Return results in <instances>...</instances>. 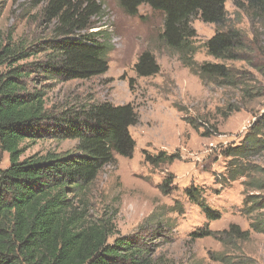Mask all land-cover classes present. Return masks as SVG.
Here are the masks:
<instances>
[{"label": "trees", "instance_id": "1", "mask_svg": "<svg viewBox=\"0 0 264 264\" xmlns=\"http://www.w3.org/2000/svg\"><path fill=\"white\" fill-rule=\"evenodd\" d=\"M116 1L129 16H135L142 5L161 13L163 41L206 85L233 86L237 79L225 64H198L190 58V41L195 37L191 19L197 17L215 27L204 48L208 56L221 62L243 61L248 50L246 36L227 26L226 2H232L250 22L264 28V0ZM8 2L18 4V0H2L0 16ZM27 4L31 8L41 6L40 14L50 25V35L27 43L23 38L13 41L9 33L5 42H0V69L4 68L0 74V162L3 154L8 156V166L0 168V264H163L154 257L147 234L141 233L152 217L144 220L130 239L118 235L111 216L92 219L88 210V188L100 171L115 165L117 156L132 157L135 142L129 128L138 123L133 106L102 102L71 106L53 114L46 108V91L36 85L37 77L44 82L64 83L89 80L107 72L108 51L87 32L99 8L73 0H29ZM41 54V61L28 62ZM134 70L139 77L160 71L148 52L138 57ZM244 92L251 94L248 89ZM182 120L198 131L192 119ZM44 138L75 140L77 144L70 153L48 152L21 159L24 142L36 143ZM262 153L264 113L255 118L237 146L221 153L228 159L225 183L245 179L241 212L249 221V230L232 224L222 232L206 230L195 238L211 236L225 249H232L248 242L251 232L264 235V169L249 161ZM143 158L151 168L158 169L171 165L179 155L160 151L144 153ZM172 178L169 174L162 180V194H169ZM184 193L206 220L220 218L205 205L202 190L190 187ZM176 208L182 212L180 204ZM216 258L221 264H234L225 253H218ZM251 263L240 259L236 264Z\"/></svg>", "mask_w": 264, "mask_h": 264}, {"label": "rangeland", "instance_id": "2", "mask_svg": "<svg viewBox=\"0 0 264 264\" xmlns=\"http://www.w3.org/2000/svg\"><path fill=\"white\" fill-rule=\"evenodd\" d=\"M28 1L6 4L0 16V42H5L9 33L15 42L23 38L27 43H36L49 37L50 25L40 14L41 6L31 8ZM73 1L99 8L87 32L106 47L108 70L89 80L64 83L44 82L37 77V88L46 91L47 110L56 114L71 106L108 102L115 106L131 104L138 115V123L129 128L135 142L132 157L117 156L116 164L104 167L88 188L90 217L111 216L118 235L130 239L139 232L143 221L152 217L141 233L147 234L154 257L163 264H221L216 260L218 253L229 255L234 264L240 259L264 264L262 234L251 232L248 242L232 249H225L211 236L195 238L206 230L222 232L232 224L249 230V221L241 212L245 179L225 183L228 159L221 153L237 146L255 118L264 113V28L250 22L232 2H226L227 26L246 36L248 50L243 61L221 62L208 56L204 48L215 27L197 17L191 19L189 25L195 37L190 41V58L198 64H225L237 79L233 86L206 85L163 41L161 13L142 5L135 16H129L116 0ZM143 52L153 56L158 74L136 75L134 66ZM43 58L41 54L28 62ZM3 71L1 68L0 74ZM244 89L251 94H245ZM183 118L192 119L198 131ZM76 144L75 140L50 138L24 142L21 159L48 152L70 153ZM160 151L178 153L179 159L158 169L144 162V153L154 155ZM249 161L264 169V153ZM7 166L8 156L3 154L0 168ZM169 174L173 178L169 194L164 195L159 186ZM190 187L202 190L205 205L220 214L218 220H206L200 208L188 200L184 191ZM178 204L181 213L177 211Z\"/></svg>", "mask_w": 264, "mask_h": 264}]
</instances>
